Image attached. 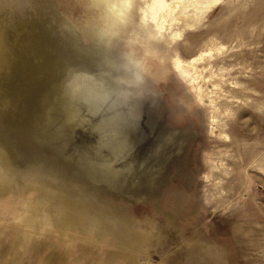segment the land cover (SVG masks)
I'll list each match as a JSON object with an SVG mask.
<instances>
[{
	"label": "rangeland",
	"instance_id": "rangeland-1",
	"mask_svg": "<svg viewBox=\"0 0 264 264\" xmlns=\"http://www.w3.org/2000/svg\"><path fill=\"white\" fill-rule=\"evenodd\" d=\"M0 151V264H264V0H0Z\"/></svg>",
	"mask_w": 264,
	"mask_h": 264
},
{
	"label": "crops",
	"instance_id": "crops-1",
	"mask_svg": "<svg viewBox=\"0 0 264 264\" xmlns=\"http://www.w3.org/2000/svg\"><path fill=\"white\" fill-rule=\"evenodd\" d=\"M63 196H64V198H63ZM59 202L66 210H67V207L73 208V206L71 205V201L69 200V197H68V195H66L65 192H64V195H62V197L60 198ZM111 205L114 208H119L118 204L116 202H113V203L110 202L109 206H111ZM116 213H118V212H116ZM78 216L83 218V213H80V215H78V213H74V215L72 217L73 218L75 217V220L72 223L75 225H80V224L82 225V222L78 220ZM128 216L124 215V212H121L120 216L117 217L114 214V219L109 220L106 217H102L100 215L99 216L98 215H94V216L91 215V223H92V225H94L95 223L107 224L108 230H109L108 235H111L115 239V241H116V237H118V241L123 240L125 238V236L132 239L134 236L133 234H134L135 228H134V226H132L133 221H131L132 220L130 218L131 216L129 218H128ZM65 218H66V215H65ZM106 219H107V221H106ZM123 246H125V245H123Z\"/></svg>",
	"mask_w": 264,
	"mask_h": 264
},
{
	"label": "bare ground",
	"instance_id": "bare-ground-1",
	"mask_svg": "<svg viewBox=\"0 0 264 264\" xmlns=\"http://www.w3.org/2000/svg\"><path fill=\"white\" fill-rule=\"evenodd\" d=\"M8 142V141H7ZM9 155H5L4 153H2L1 151H0V165H1V168H3L4 170H6L7 172L10 170V167L9 166H11V162H13L12 161V159H11V162H10V160L8 159V158H10V157H8ZM2 174V173H1ZM5 174H7V173H5ZM2 179V178H1ZM7 182V180L4 178V179H2V180H0V186L1 185H3V184H5ZM2 187V186H1ZM100 218V217H99ZM100 222V221H99ZM106 223V222H105ZM108 226V225H107ZM111 228V227H110ZM101 233H102V231H101ZM104 233V232H103Z\"/></svg>",
	"mask_w": 264,
	"mask_h": 264
}]
</instances>
